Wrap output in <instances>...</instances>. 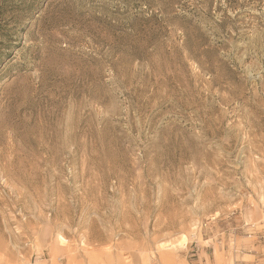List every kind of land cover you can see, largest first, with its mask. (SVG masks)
I'll list each match as a JSON object with an SVG mask.
<instances>
[{
	"label": "clouds",
	"instance_id": "1",
	"mask_svg": "<svg viewBox=\"0 0 264 264\" xmlns=\"http://www.w3.org/2000/svg\"><path fill=\"white\" fill-rule=\"evenodd\" d=\"M0 264H264V0H0Z\"/></svg>",
	"mask_w": 264,
	"mask_h": 264
},
{
	"label": "rangeland",
	"instance_id": "2",
	"mask_svg": "<svg viewBox=\"0 0 264 264\" xmlns=\"http://www.w3.org/2000/svg\"><path fill=\"white\" fill-rule=\"evenodd\" d=\"M16 8H17V5L16 4H13L12 5V8H11V11L13 12V14L16 13Z\"/></svg>",
	"mask_w": 264,
	"mask_h": 264
}]
</instances>
